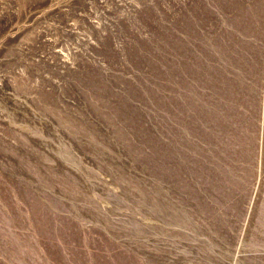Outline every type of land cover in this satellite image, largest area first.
I'll return each instance as SVG.
<instances>
[{"label":"rangeland","instance_id":"374dc122","mask_svg":"<svg viewBox=\"0 0 264 264\" xmlns=\"http://www.w3.org/2000/svg\"><path fill=\"white\" fill-rule=\"evenodd\" d=\"M0 264H264V0H0Z\"/></svg>","mask_w":264,"mask_h":264}]
</instances>
